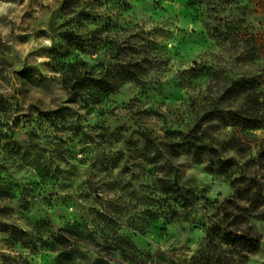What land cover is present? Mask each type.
Instances as JSON below:
<instances>
[{"label":"rangeland","instance_id":"374dc122","mask_svg":"<svg viewBox=\"0 0 264 264\" xmlns=\"http://www.w3.org/2000/svg\"><path fill=\"white\" fill-rule=\"evenodd\" d=\"M0 7V264H264V0Z\"/></svg>","mask_w":264,"mask_h":264},{"label":"trees","instance_id":"16d2710c","mask_svg":"<svg viewBox=\"0 0 264 264\" xmlns=\"http://www.w3.org/2000/svg\"><path fill=\"white\" fill-rule=\"evenodd\" d=\"M138 74L139 73H138L137 69H135V70L128 69L127 74H126V79L137 77V76H139ZM235 83H237V82H235ZM175 186L178 187L177 181H175ZM249 241L256 242V244L254 243V245L252 247V251H256L258 249V241L254 238H249Z\"/></svg>","mask_w":264,"mask_h":264},{"label":"clouds","instance_id":"9594fccd","mask_svg":"<svg viewBox=\"0 0 264 264\" xmlns=\"http://www.w3.org/2000/svg\"><path fill=\"white\" fill-rule=\"evenodd\" d=\"M4 9L2 8V7H0V12H2ZM46 43H47V41H46Z\"/></svg>","mask_w":264,"mask_h":264}]
</instances>
